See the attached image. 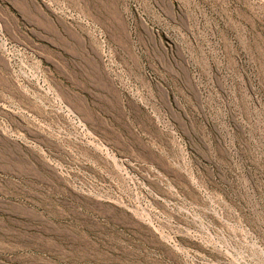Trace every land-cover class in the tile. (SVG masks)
<instances>
[{
    "label": "rangeland",
    "instance_id": "1",
    "mask_svg": "<svg viewBox=\"0 0 264 264\" xmlns=\"http://www.w3.org/2000/svg\"><path fill=\"white\" fill-rule=\"evenodd\" d=\"M0 264H264V0H0Z\"/></svg>",
    "mask_w": 264,
    "mask_h": 264
}]
</instances>
